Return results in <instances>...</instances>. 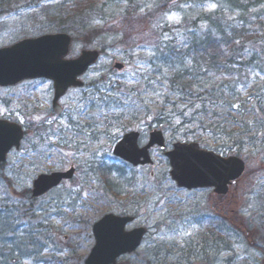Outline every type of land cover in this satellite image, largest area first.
Masks as SVG:
<instances>
[{
	"label": "rangeland",
	"instance_id": "374dc122",
	"mask_svg": "<svg viewBox=\"0 0 264 264\" xmlns=\"http://www.w3.org/2000/svg\"><path fill=\"white\" fill-rule=\"evenodd\" d=\"M134 3L129 10L136 8L137 16H142L155 7L156 0ZM176 3L179 8L161 22L176 26L185 17L192 22L200 12L221 9L218 2L199 8L194 7V0H175L173 6ZM223 13L238 31L233 71L221 78L206 67L199 71L212 79L210 89L202 92L210 100L209 113L197 116L205 124L202 129L191 125L164 131L155 123L162 111H187L189 106L183 101L187 99L176 97L162 80L167 72L153 75V41L142 37L146 35L135 28L137 24H122L118 15L111 21L112 35L93 37L86 31L73 38L72 58L93 50L101 56L81 78L84 87L70 90L61 100V116L52 110L50 82L0 88V118L26 131L20 151H13L0 169V213L17 227L16 233L5 237L6 245L0 244V250L13 258V264H85L95 244L92 228L110 214L134 217L127 230L149 231L141 248L118 264H264V253L259 251L264 247V0L242 14L237 10ZM35 14L25 7L0 18V49L32 37L26 33L36 31L37 37L46 32L34 27L45 23L46 13L42 18ZM97 29L102 30L101 26ZM192 64L191 58L185 59V66ZM116 65L123 69L117 70ZM168 101L175 107L165 108ZM191 114L189 110L187 116ZM209 127L211 133L205 131ZM154 130L163 131L169 150L176 143H197L217 154L234 149L230 156L243 160L246 172L226 197H219L210 189L176 187L169 163L158 148L151 151V166L133 168L113 156L124 135L141 133L144 146ZM71 167L77 169L72 182L39 200L31 198L32 183L39 175ZM218 220L227 228L221 248L213 246L219 238L210 231V223ZM182 231L191 235L182 236ZM208 244L209 254L204 256L203 247Z\"/></svg>",
	"mask_w": 264,
	"mask_h": 264
},
{
	"label": "trees",
	"instance_id": "16d2710c",
	"mask_svg": "<svg viewBox=\"0 0 264 264\" xmlns=\"http://www.w3.org/2000/svg\"><path fill=\"white\" fill-rule=\"evenodd\" d=\"M135 0H0V18L5 17L10 13H15L23 8H32L36 14L35 18H42V14L46 16L42 19L45 23L35 25L36 29L45 30L41 35L49 33H67L74 39L86 31L91 36L98 34H111V21L118 15L122 17V24L135 25L136 29H143L142 34H145L147 40L154 43V59L151 68L155 70L154 76H162L167 72L166 77L162 80L166 83L169 89L176 94V97L186 98L185 103L188 104V110L182 113H165L160 112L156 115L155 123L164 131L175 130L182 126H193L195 128H203L205 125L197 118L198 114L207 115L209 99H205L204 90L210 89L209 83L212 81L205 75L199 74V71L206 67L207 71L215 74L216 77H226L233 71V62L235 58L234 38H237V28H234L231 23L224 17V10L230 12L238 11L242 14L248 11L250 6L256 3L261 4L263 0H194V7L199 8L209 2L219 3L221 9L211 14L200 12L194 21H189L184 18L183 21L176 26H170L161 22L162 18L174 8H179V3L173 6L175 0H156L154 8L143 13L142 16H137L139 10L129 8L134 6ZM175 5V4H174ZM13 9L12 12L7 11ZM161 22V23H160ZM203 26V28L201 27ZM101 29L99 32L96 30ZM108 26L110 29H108ZM107 30V31H106ZM36 32V31H35ZM34 32V33H35ZM94 32V33H92ZM138 32V31H136ZM34 33H26V36ZM127 37L126 33L123 39ZM141 37V36H140ZM76 40V39H75ZM86 40V38H85ZM122 40L120 44H124ZM228 50L229 55L226 54ZM191 58L193 64L185 66L184 61ZM239 64V63H238ZM170 72V73H169ZM171 74V75H169ZM202 78L204 80L199 81ZM206 81V83H204ZM202 84V85H201ZM217 86V84H216ZM220 92L225 93L223 85L219 86ZM186 91H189L186 92ZM196 95V97H193ZM213 100V99H212ZM171 102V101H170ZM167 105L172 108L168 101ZM189 110L192 111L188 117ZM197 126V127H196ZM212 127L205 131L211 133ZM191 129V128H189ZM211 130V131H210ZM237 146V143H236ZM234 149L224 150L223 156L227 157L233 154ZM232 151V152H231ZM235 155V154H234ZM105 178L109 182L110 176L105 173ZM211 233L215 234L218 243L213 246L221 248L226 243L222 241L226 237V226L223 222L217 221L210 223ZM17 227L13 225V221L7 215L0 213V244L5 246V237L10 233H16ZM226 232V233H225ZM218 233V234H216ZM205 244L206 241H204ZM209 244L203 247V255L209 254ZM264 253V247L259 248V251ZM4 250H0V264H13L11 256L3 255ZM16 252V250H14ZM219 250L217 253H221Z\"/></svg>",
	"mask_w": 264,
	"mask_h": 264
},
{
	"label": "water",
	"instance_id": "95a60500",
	"mask_svg": "<svg viewBox=\"0 0 264 264\" xmlns=\"http://www.w3.org/2000/svg\"><path fill=\"white\" fill-rule=\"evenodd\" d=\"M72 37L67 34H47L38 38H26L14 45L0 49V87H15L25 81L45 79L53 83L52 109L62 114L59 101L69 89L82 88L79 80L98 61L97 51H83L78 59L68 60ZM116 69L122 70V65ZM24 138L20 125L0 120V166L8 154L19 150ZM140 134L131 132L115 146L113 155L133 167L152 163L150 149L157 146L166 151L162 132L150 134L144 148L138 146ZM169 161L172 180L178 188L186 190L213 189L219 196H226L246 170L245 163L236 157L223 158L214 152L202 150L198 144L178 143L165 153ZM75 170L66 173L41 175L33 183L32 198L39 199L57 188L63 181L72 180ZM134 221L131 217L106 215L93 227L95 246L86 264H117V260L134 253L142 244L147 230L126 231Z\"/></svg>",
	"mask_w": 264,
	"mask_h": 264
},
{
	"label": "snow or ice",
	"instance_id": "6c2138e0",
	"mask_svg": "<svg viewBox=\"0 0 264 264\" xmlns=\"http://www.w3.org/2000/svg\"><path fill=\"white\" fill-rule=\"evenodd\" d=\"M211 7H212V8H215L216 6H215V4H213V5H211ZM181 235H182V236H190L191 233H190V232H183V231H182V232H181Z\"/></svg>",
	"mask_w": 264,
	"mask_h": 264
}]
</instances>
